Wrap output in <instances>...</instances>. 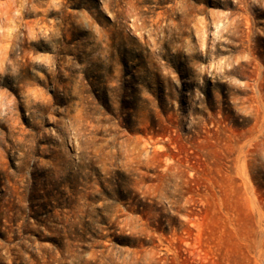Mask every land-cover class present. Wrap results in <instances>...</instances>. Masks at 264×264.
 <instances>
[{
    "label": "rangeland",
    "instance_id": "obj_1",
    "mask_svg": "<svg viewBox=\"0 0 264 264\" xmlns=\"http://www.w3.org/2000/svg\"><path fill=\"white\" fill-rule=\"evenodd\" d=\"M0 264H264V0H0Z\"/></svg>",
    "mask_w": 264,
    "mask_h": 264
}]
</instances>
